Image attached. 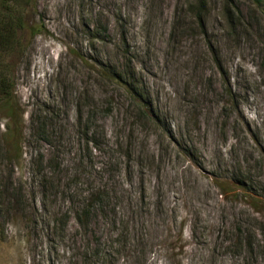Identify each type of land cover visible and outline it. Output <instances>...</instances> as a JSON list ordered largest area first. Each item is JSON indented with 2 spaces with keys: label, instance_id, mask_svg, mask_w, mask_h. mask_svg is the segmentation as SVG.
<instances>
[{
  "label": "rangeland",
  "instance_id": "rangeland-1",
  "mask_svg": "<svg viewBox=\"0 0 264 264\" xmlns=\"http://www.w3.org/2000/svg\"><path fill=\"white\" fill-rule=\"evenodd\" d=\"M142 239L264 264V2L0 0V264H140Z\"/></svg>",
  "mask_w": 264,
  "mask_h": 264
},
{
  "label": "trees",
  "instance_id": "trees-1",
  "mask_svg": "<svg viewBox=\"0 0 264 264\" xmlns=\"http://www.w3.org/2000/svg\"><path fill=\"white\" fill-rule=\"evenodd\" d=\"M4 1V3H6V4H12V3H15L17 0H3ZM257 3H262V2H264V0H255ZM10 41V39L8 38V37H5L4 38V42L5 43H7V42H9ZM123 72H121V73H119L118 75H116V76H118V77H123ZM126 80H130V76H128V75H126ZM128 92L130 93V94H132V96H134L133 94H135V92L137 91L136 89H132L131 87L129 88L128 87ZM7 93H8V91H7ZM11 93L12 92H10L9 93V95H11ZM13 123L14 124H16V122L15 121H13ZM98 200L99 201H94L93 199H91V202L88 204V205H84L83 206V208L81 209V211H82V213L81 214H79V215H77V221L80 223V224H82V218H81V216H85V217H88V215L90 214V212L99 204V203H102V200H103V196H104V193L103 192H99V194H98ZM171 236V235H170ZM240 236V235H239ZM243 244V241L241 240V238H240V240H239V246L240 245H242ZM134 245H135V249H134V251H135V253H134V255H133V257L135 258H137V261H138V256H139V258H140V260H141V262H140V264H144V262H145V260L147 259V257H146V254H147V251L145 250V245H146V242L144 241L143 242V239L142 240H139L137 243H134ZM137 245H140L141 247H143V250L142 249H137ZM249 246V248H252V242L248 245ZM184 247H185V245L183 244V239L181 238L180 240H179V243H173V242H170V246L168 247V249H166V253L167 252H170L171 251V253H176L177 251H183L184 250ZM92 250H93V248H92ZM95 251L97 252V254H99V252L101 251L100 249H95ZM105 254V253H104ZM135 263H136V261H135ZM178 264H181V263H178Z\"/></svg>",
  "mask_w": 264,
  "mask_h": 264
}]
</instances>
